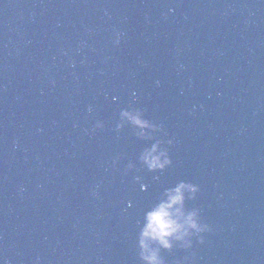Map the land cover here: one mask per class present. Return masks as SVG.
<instances>
[{"label":"water","instance_id":"obj_1","mask_svg":"<svg viewBox=\"0 0 264 264\" xmlns=\"http://www.w3.org/2000/svg\"><path fill=\"white\" fill-rule=\"evenodd\" d=\"M129 108L173 140L163 173ZM182 180L209 231L165 264H264V0H0V264H141Z\"/></svg>","mask_w":264,"mask_h":264},{"label":"clouds","instance_id":"obj_2","mask_svg":"<svg viewBox=\"0 0 264 264\" xmlns=\"http://www.w3.org/2000/svg\"><path fill=\"white\" fill-rule=\"evenodd\" d=\"M169 11L172 10L169 9ZM119 43V39L114 42L115 45ZM88 111L91 112L92 108L89 107ZM125 125L131 126L133 135L138 140L154 141L139 153L137 159L148 172L163 173L172 164L168 148L173 144V140L164 139L163 137L167 134L154 135L161 133V127L144 119L141 112L136 109H122L119 112L114 130L119 132ZM103 127V122L97 120L92 131ZM118 159L119 157L114 159V165ZM134 167L135 164L129 161L124 168L125 174L132 171ZM133 179L139 181L138 177ZM146 188L145 184L140 183L141 191H145ZM197 192L196 185L182 180L175 186L164 188L157 202L144 213V223L135 242L141 264H165L160 255L161 249L170 251L174 246L190 249L193 246V237L198 243H204L203 236L199 234L209 231L208 226L201 224L196 210L185 209L186 199H195Z\"/></svg>","mask_w":264,"mask_h":264}]
</instances>
